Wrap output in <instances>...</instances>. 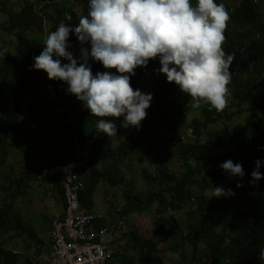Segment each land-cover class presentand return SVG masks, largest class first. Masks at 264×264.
Here are the masks:
<instances>
[{"label": "trees", "instance_id": "1", "mask_svg": "<svg viewBox=\"0 0 264 264\" xmlns=\"http://www.w3.org/2000/svg\"><path fill=\"white\" fill-rule=\"evenodd\" d=\"M43 1L0 2V11L4 14L0 27L16 40L14 54L0 46V53H4L0 55V152L3 157L7 156L10 140L17 141L18 136L33 141V145L44 138L47 148L43 166L37 169L24 166L16 177L12 176L9 182L3 184L6 186L3 188L4 197L0 200V264H19V255L10 246L11 239L15 237L14 232L19 235L30 232L22 223L16 202L18 197L23 198L27 194L37 175L44 173L56 182L68 167L82 160L79 151H87L89 159L80 168L84 170L86 165H92L87 173L82 171L85 179L79 199L89 209L93 204V191L104 172L109 177L114 176L113 172L122 175L116 159L130 153L131 148L146 154L155 165V173H150L147 168L141 170L148 182L147 190L134 191L133 195L129 190L126 192L135 200L134 210L143 211L156 204L155 210L160 214L156 222L165 232L174 226L164 219L162 213L187 205L191 220L188 229L192 236L188 246L193 261L202 260L197 256L202 245L206 247V264H223L225 261L228 264H247L248 261H256L264 245V178L253 183L250 174L255 168L254 162L260 160L259 171L264 177V0H239L226 8L230 19L222 48L227 54H234L230 67L232 80L228 88L229 92L241 98V102L229 100L220 112L214 108L210 110V105L206 104L201 107L202 117L186 125L192 128L193 139H189L183 130L175 134L174 129L190 110L186 104L190 96L180 92L174 82H167L166 76L160 73L155 75L154 83H146L152 68L159 66V60L152 59L147 66L137 67L135 75L130 77L134 90L152 94L150 107L146 109L147 116L138 129L128 128L127 144L115 149L110 146V136L95 127L100 118L83 108L81 101L74 102L76 97L65 108L63 99L57 97L56 117L49 123L40 115L39 96L42 94L37 92L38 87L41 84L46 86L45 93L51 94L67 88V84L49 80L44 71L33 69V57L40 54L45 37L55 31L61 21L70 27L78 25L80 15L76 10L77 4H81L87 12L89 10V0H50L52 8L57 4L56 16L44 11L48 2L39 8V13L37 7ZM215 2L219 4L223 0ZM190 3L195 5L196 0H190ZM65 13H69L72 19L66 20ZM246 37H249L247 50L244 47ZM68 41L75 46L74 58H79L81 45L75 35L70 33ZM83 47L90 51V45ZM61 62L68 61L62 59ZM89 64L93 75L103 71L116 72L115 69H104L101 63L91 59ZM228 107L234 109L227 111ZM242 112H246L244 122L237 124L230 134L228 126L218 130L210 127L215 121L223 123ZM24 115L29 120L36 118V125L27 126L22 119ZM67 119L74 120V123H66ZM115 119L123 120V117ZM249 125L253 127L249 128ZM162 130L166 131L165 135ZM90 137L94 138L89 141ZM228 144L233 145V151L227 149ZM171 146L179 167L178 175L158 160V155L161 159V153H167L166 148ZM107 157L111 161H105ZM140 158L142 160L141 155ZM229 159L242 165V178L229 177L219 167ZM99 161L106 162L103 170L95 164ZM237 183L242 186L237 187ZM223 184L224 189L230 188L234 195L210 199L205 194V189ZM1 189L2 186L0 194ZM139 201L143 202L141 207L138 206ZM171 218L174 220L173 215ZM143 242V239H138L136 244ZM154 246L156 243L150 242L145 255L150 254ZM132 259L128 256L130 264ZM26 264L32 262L27 261Z\"/></svg>", "mask_w": 264, "mask_h": 264}, {"label": "clouds", "instance_id": "2", "mask_svg": "<svg viewBox=\"0 0 264 264\" xmlns=\"http://www.w3.org/2000/svg\"><path fill=\"white\" fill-rule=\"evenodd\" d=\"M88 13L70 27L63 21L47 34L43 50L33 57L32 68L42 70L49 80L67 84L66 92L82 102L92 116L100 119L96 129L116 136L112 119L123 117L121 127L140 126L153 99L151 93L134 90L130 77L137 67L158 59L156 71L174 82L180 92L192 98V107L210 105L220 112L227 106L228 85L234 54L222 48L230 19L223 3L215 0H89ZM71 20L69 13L64 14ZM81 45L79 58L68 51L69 35ZM90 45V51L83 45ZM4 53H0L3 55ZM68 61L62 63L61 60ZM106 70L91 71L89 60ZM112 118V119H110ZM251 182L259 181L262 161L256 160ZM229 177H243L240 163L227 160L219 166ZM242 185L237 183V187ZM234 195L223 187H212L210 199ZM260 260L264 262V249Z\"/></svg>", "mask_w": 264, "mask_h": 264}, {"label": "rangeland", "instance_id": "3", "mask_svg": "<svg viewBox=\"0 0 264 264\" xmlns=\"http://www.w3.org/2000/svg\"><path fill=\"white\" fill-rule=\"evenodd\" d=\"M238 1L239 0H223V4L226 8H229L231 4H237ZM56 7L57 4H55V6L52 8L51 1L48 0V5L44 8V11L47 13H54L56 16ZM76 10L80 17L85 16L88 13L87 10L82 8L81 4H77ZM3 16L4 14L0 11V23L3 21ZM241 30H243V28ZM244 40V47L245 50H247L249 37L244 38ZM68 42L70 44L68 51L74 54L75 46L72 41ZM15 43L16 40L14 36L4 30L2 27H0V46L8 53L14 54ZM159 67L160 64L158 67L152 68L151 75L145 79L146 83H154L156 81L155 75L158 73L156 70L159 69ZM44 84L48 85L47 83ZM66 89L67 88L64 87V89L59 90V92L57 93L52 92L51 94H47L45 93L46 86L41 84L38 87L37 92L42 94L41 96H39V102L41 105L40 115L44 121L49 123L51 119L56 117L55 104L57 103V97L63 99L64 108L68 107L69 104L72 103L75 96L68 94L66 92ZM70 97L71 99H68ZM229 100H233L234 102L238 103L241 102V98L235 96L232 92H230V95L227 96V101ZM76 101L79 102L77 99H75L74 102ZM186 104L190 108V110L188 114L183 117V120L181 119L179 121L178 126L174 130L175 134H179L183 130L188 135L189 139H193V132L192 130H188L186 125L188 123H192L194 120H199L202 117L201 107H204L206 104H202L199 108H193L191 97H188ZM233 109L234 107H228L227 111H232ZM34 117H36V115H34ZM245 117L246 112H242L238 115H234L230 120L224 121L223 123L220 120L215 121L213 124L210 125V127L214 130H218L220 128L228 126V134H230L234 128H237V124L244 122ZM22 119L27 126L31 127L36 125V118L29 120L26 115H24ZM118 121L119 120L117 119H112V122L116 125ZM120 125L121 122L117 128L119 130H123L124 128ZM248 127L252 128L253 126L249 125ZM161 133L165 135L166 131L162 130ZM93 138L94 137L89 138V141ZM16 139L17 141L10 140L7 156L3 157L0 152V186H2L0 200H2L4 197L5 191H3V188L6 185L3 184L5 183V181L9 182V179L12 176L16 177V175H18L22 171L25 165H31L32 167H36L40 161V156L36 152L39 149L35 148V145L30 147L29 139H23L21 138V136L16 137ZM126 142L127 139L122 140L120 137H118L113 140V143L110 140V146L112 149H115L118 146H125ZM227 149L233 151L234 147L233 145L228 144ZM165 151L167 153L162 152L161 154L164 157H161V159L158 155L159 163L166 167H169L178 175L180 173L179 167L175 163V157L172 154V146L170 149L166 148ZM140 155L142 156V160L140 158ZM122 156L124 155H121V157ZM125 156L126 158L130 157L129 162L123 161L122 163H119V165L116 163L117 167L121 170L122 175H120L118 172H113L114 176L112 177H109L108 174L107 177L102 176V178L98 182V185L93 191V204L88 209L96 214H99L97 210L105 213L107 219L121 221L126 244L120 246V250L117 256L122 255L127 259L128 256H131L133 258L132 260L134 261L132 264H206V260L204 257L206 251L205 245H202L199 248V252L197 253V256L201 257L202 260L197 262L191 259V248L188 246V244L192 241V236L188 229V224L191 223V220L187 214V210L189 209L187 205H183L180 209L171 212L169 210H166L162 213L164 219L170 222L171 226H174L171 230L166 229L165 232H162L163 228L160 227L156 222L157 218L160 215L159 212H156L155 210L156 204H152L151 207L144 209L143 211H137L133 209L135 207V200L131 195H128L126 192L129 190L133 195L134 191H141L145 189L147 190L148 182L143 176L141 170L143 168H147L149 169L150 173H155V165L154 161H152L146 154L142 155L135 148H131L130 153H127ZM88 159L89 158H87L86 161H88ZM120 160L121 159H116V162H120ZM105 161H111L110 157H107ZM105 161L95 162V164H104L106 163ZM91 165L92 164L86 165L85 168H91ZM82 171L83 170L80 167L77 169V172L83 177V179H85V175L82 174ZM131 184L132 186H130ZM224 186L225 184L220 187L225 188ZM211 189L212 188L210 187L208 189H205V194L209 197ZM45 192L46 190L44 188V182L40 180L33 181L27 189V194L23 198H17V200H21V203L24 204V207L21 208V211L25 215L23 219L21 218L22 223L24 222L28 225L27 217L37 218L39 224H44L45 221H47V210L44 213V202L46 201L45 195L47 194ZM142 205L143 202L139 201L138 206L141 207ZM21 206V204H17L18 209ZM171 215H173L174 220H172ZM127 223L130 228L127 226ZM138 239H143L145 242L136 244ZM150 242L156 243V246H154V250L151 251L150 254L145 255V252H147L148 250V244ZM2 246H6V244L2 243ZM124 248L127 251L124 252ZM19 250L22 251L23 248H19ZM263 263L264 262H262L260 258H258L256 261L254 260L253 262H247V264ZM223 264L228 263L227 261H225L223 262Z\"/></svg>", "mask_w": 264, "mask_h": 264}, {"label": "built area", "instance_id": "4", "mask_svg": "<svg viewBox=\"0 0 264 264\" xmlns=\"http://www.w3.org/2000/svg\"><path fill=\"white\" fill-rule=\"evenodd\" d=\"M21 1L0 0L8 4ZM47 2H42L37 9ZM65 122L73 124L74 120ZM79 154L82 160L68 167L58 180L63 210L50 220L48 250L40 255V264H109L117 252L115 244L123 239L121 221H103L99 214L82 205L79 192L84 188V179L77 169L85 163L88 152Z\"/></svg>", "mask_w": 264, "mask_h": 264}, {"label": "crops", "instance_id": "5", "mask_svg": "<svg viewBox=\"0 0 264 264\" xmlns=\"http://www.w3.org/2000/svg\"><path fill=\"white\" fill-rule=\"evenodd\" d=\"M122 121L123 120H119L116 126L118 127V125L120 124V122L122 123ZM128 128H124L123 130H119L117 128V134L118 133L119 134L118 135L116 134L117 136H110L111 142L113 143V140L118 138V137H120L122 140L127 139V142H128V138H127ZM23 139L28 140L27 138H23ZM127 142L125 144H127ZM29 143H31V144H29V146L32 147L33 141L29 142ZM45 143H46V140H44V138H43V140L39 141L38 144H34L35 148L39 149L38 151H36L37 154L40 156V161H39L38 165L36 167H32L31 165H25V166H29V167H32L33 169H37V167L44 165V160H45V157L47 155V148L45 146ZM161 156L164 157L162 154H161ZM129 158L130 157L126 158V156L124 155L120 158L121 160H120V162H117V164L119 165V163H122L123 161L127 162ZM97 166H99V168L103 170L106 165L97 163ZM87 169L88 168H84L83 172L87 173ZM83 172H82V174H84ZM103 177H107V173L104 172ZM38 180L44 182V188L46 190L45 193H47L45 195L46 201L44 202V213L46 210L48 212L47 221H45L44 224H39V222L37 221V218L27 217L28 218V225L25 224L24 222L23 223L26 225V227L30 233L19 235L17 233L15 234V232H14L15 237L11 239L10 244H11L12 251L19 255V257H18V263L19 264H26L27 261H31L32 264H40L38 262L40 255H42L43 253H45L48 250V241L49 240H48L47 232L49 230L50 220L55 215L61 214V212L63 210V201L61 198V194L59 192L60 189H59L58 184H57L58 181L54 182L52 179H50L44 173L37 175L33 181H38ZM17 204L18 205L21 204L22 206L19 207V209H18ZM23 207H24V204L21 203V200H17L16 210L20 213V216L22 219L25 216L24 213L21 211V208H23ZM97 212L99 213V215L101 216L103 221H107V222L108 221H115L112 219H107L105 213L100 212L99 210H97ZM127 226L129 227L128 223H127ZM28 235H30V236L28 237ZM123 244H126V240L124 239V235H123L122 241L115 244L117 252L115 253V255L112 256L111 260L109 261V264H130V261L126 257H124L122 255L117 256V254L120 250V246ZM13 247L16 249H14ZM19 248H23V250L20 251ZM125 251H127V250L125 249L124 252ZM133 262L134 261L131 260V263H133Z\"/></svg>", "mask_w": 264, "mask_h": 264}]
</instances>
